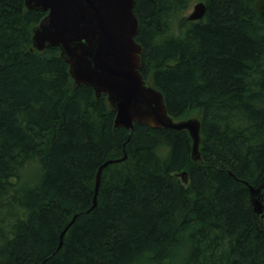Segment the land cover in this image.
I'll use <instances>...</instances> for the list:
<instances>
[{"label":"trees","instance_id":"trees-1","mask_svg":"<svg viewBox=\"0 0 264 264\" xmlns=\"http://www.w3.org/2000/svg\"><path fill=\"white\" fill-rule=\"evenodd\" d=\"M134 1L139 71L173 119L199 118L200 159L184 129L115 128L57 47L33 48L46 12L0 0V264H264L245 183L264 180V13Z\"/></svg>","mask_w":264,"mask_h":264},{"label":"water","instance_id":"water-1","mask_svg":"<svg viewBox=\"0 0 264 264\" xmlns=\"http://www.w3.org/2000/svg\"><path fill=\"white\" fill-rule=\"evenodd\" d=\"M134 0H24L28 9L46 13L32 28L33 48L43 51L55 46L68 64L75 84L90 86L96 97L106 95L114 109L113 126L133 129L134 123L152 128L186 130L191 137V157L200 159V120L196 115L175 120L167 112L160 90L146 82L139 71L142 46L134 36L138 19ZM254 9L264 13V0H255ZM206 7L196 1L186 15L188 20L203 17ZM121 158L103 162L95 174L94 194L89 209L96 204V193L102 168ZM185 171L180 173L184 178ZM185 180V179H184ZM250 191V203L255 225L264 230V180L257 187L245 182ZM75 215L59 234L62 236Z\"/></svg>","mask_w":264,"mask_h":264},{"label":"rangeland","instance_id":"rangeland-1","mask_svg":"<svg viewBox=\"0 0 264 264\" xmlns=\"http://www.w3.org/2000/svg\"><path fill=\"white\" fill-rule=\"evenodd\" d=\"M193 5V4H192ZM192 10V6L190 7L189 11L187 12V14Z\"/></svg>","mask_w":264,"mask_h":264}]
</instances>
